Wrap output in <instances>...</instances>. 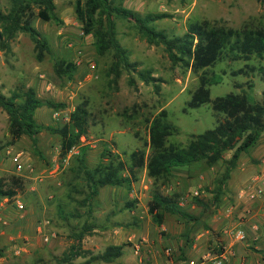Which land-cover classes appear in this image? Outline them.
Returning a JSON list of instances; mask_svg holds the SVG:
<instances>
[{"label": "rangeland", "instance_id": "obj_1", "mask_svg": "<svg viewBox=\"0 0 264 264\" xmlns=\"http://www.w3.org/2000/svg\"><path fill=\"white\" fill-rule=\"evenodd\" d=\"M54 3V19H32L48 46L42 60L36 59L34 44L25 32H18L11 41V52L4 54L0 50V91L9 95L13 90L32 87L38 98L62 103L64 106L57 109L43 105L34 113L38 123L55 128L66 124L69 113L85 101L89 111L87 130L79 143L64 154L62 138L49 130L40 131L36 143L22 135L10 144L7 115L0 108V180L5 188L15 191L12 197H0V264H56L74 242L73 233L85 222L95 227L82 239L85 257H76L75 263L101 254L108 245L122 244V255L112 262L89 264H191L190 260L193 264H216L214 256L207 253L220 249L221 241L219 231H211L209 222L218 225L227 218L229 207L239 200L235 195L249 189L251 184L245 180L254 175H243L246 166L237 160L219 200L213 202L216 179L233 150L226 151L213 164L202 160L175 167L165 179H154L141 169L130 186L100 187L84 203L88 192L82 175L75 173L76 157L80 146H84L86 166L93 168L110 160L128 164L134 150L148 153L149 123L161 110L177 128L167 142L185 146L192 135L214 128L223 118V114L212 109L215 97L245 92L251 100L264 102V59L252 56L249 60H233L224 52L206 69L207 74L221 77L219 83L209 85L210 101L190 108L187 102L198 87L202 70L194 72L180 62L173 65L162 44L148 43L131 19L116 18L117 38L129 50V59L138 62V69H151L162 81L156 91L153 84L144 83L135 72L124 70L116 85L110 83L107 69L111 54H98L93 36L83 34L75 18V0ZM123 5L141 15L167 14L155 25L169 36L183 34L193 21L206 20L234 30L264 25V0H124ZM8 6L9 0H0L2 10ZM58 59L74 64L71 76L54 72L53 64ZM239 68L247 73H234ZM130 77L135 85L129 84ZM248 83H252L251 88ZM263 151L253 145L240 156L258 152L260 157ZM15 156L19 157L21 168L16 167ZM256 167L261 180L252 181L253 187L264 190V163L259 162ZM234 182L237 189H233ZM154 191L174 196L181 210L200 215V221L192 223L163 212L162 223H157L148 212ZM128 202L133 205L124 208ZM72 212L78 215L70 216ZM235 227L240 226L229 229ZM242 228L245 238L237 240L231 235L233 241L242 243L253 236L249 227ZM201 229L210 230L211 239L204 246L203 255L191 256L189 249L195 238L191 232ZM246 245L254 252L259 250L250 242ZM225 261L224 257L222 264Z\"/></svg>", "mask_w": 264, "mask_h": 264}, {"label": "trees", "instance_id": "obj_2", "mask_svg": "<svg viewBox=\"0 0 264 264\" xmlns=\"http://www.w3.org/2000/svg\"><path fill=\"white\" fill-rule=\"evenodd\" d=\"M123 2L124 0H75V18L83 34L93 36L94 48L98 54H111V62L107 69L110 83L116 85L124 70L135 72L141 81L153 84L156 91L159 88L158 82L162 81L160 77L152 74L151 69H138V62L129 59V50L123 47L117 38L116 18L131 19L148 43L162 44L173 65L180 62L194 72L202 70L199 74L198 87L187 102L190 108L199 107L210 101L209 85L219 83L221 77L215 73L207 74L206 69L213 66L224 52L233 60H249L252 56L264 59V25L234 30L211 25L206 20L193 21L186 26L183 34L169 36L155 25L158 19L166 17L167 14L149 12L141 15L126 8ZM54 9V0H9L6 10L0 8V50L4 54L11 52V41L18 32H25L34 44L36 59L42 60L48 46L40 32L32 25V19L34 16L43 21L54 19ZM53 70L58 76H71L74 64L58 59L53 64ZM250 70H253V67H250ZM234 73L247 72L239 68ZM128 82L135 85L132 77ZM251 87L252 83H248V88ZM262 96L264 100V91ZM43 105L54 109L64 106L62 103L38 98L32 87L21 91L13 90L9 95H4L0 91V108L8 119V143L16 142L22 135L29 136L33 143H36V135L42 130H49L62 138L64 154L76 146L80 137L86 134L89 119L87 103L84 101L78 104L69 113L68 122L60 128L36 121L34 113ZM212 109L223 114V118L218 119L214 128L192 135L185 146L167 142V137L176 133L177 128L167 120L165 110H161L149 123V152L146 153L143 149L132 151L128 164L122 160H110L108 163L88 168L85 159L86 148L80 146L75 173L78 176L82 175L88 192L82 200L83 203L96 195L100 187L130 186L137 179V173L141 169H145L147 175L154 179H165L171 175L175 167L188 166L202 160L213 164L220 160L226 151L233 150L231 156L225 160L223 172L216 179L213 202H217L224 183L236 166L241 153L255 145L264 131V102L251 100L245 92L227 93L212 100ZM14 194L15 191L12 188H5L0 180V197H12ZM132 205L128 202L124 208H131ZM59 212L64 215L62 209H59ZM87 212L91 213V208H88ZM148 212L157 223H162L163 212L181 216L192 223L200 221V215L181 210L174 196L159 191L152 193L148 201ZM75 213L72 212L70 216L78 215ZM94 227V224L85 222L77 232H74V242L63 252L56 264H89L98 261L110 263L120 257L123 245L112 244L101 254L89 256L80 263L74 262L76 257H85L86 250L81 247V242ZM220 251L221 249L216 250L218 253Z\"/></svg>", "mask_w": 264, "mask_h": 264}, {"label": "crops", "instance_id": "obj_3", "mask_svg": "<svg viewBox=\"0 0 264 264\" xmlns=\"http://www.w3.org/2000/svg\"><path fill=\"white\" fill-rule=\"evenodd\" d=\"M255 145H257L260 150H264V133H262ZM238 160V163L242 162V165L246 166L245 170L243 171V175H246L248 172L254 174L253 176H258L260 171H255V169L257 168L256 166L259 165V162L264 163V154L258 157V152H253L250 156H240ZM238 165L239 164H237V166ZM238 167H240V165ZM248 178L245 180L247 184H251L249 185L248 190L256 192L254 199L249 201L246 197H239L238 192V195L235 196L239 197V200L235 206L229 207L228 212L226 213L227 218H223L218 225H213L211 222H209L211 231L216 230V233L219 231L221 241L220 252H223L224 257L226 258L225 264H264V190L260 189L259 187H253L254 184H252V178L250 180ZM233 189H237V183L235 182ZM249 207L252 209V215L250 218L248 216L245 220L244 211ZM231 226H243L244 228L249 227L250 230L248 232L252 233L251 235L253 236H249V233L248 236L250 238L247 237V239L242 243H237L236 241L232 240V236L230 234L224 233V230L227 228L229 229ZM210 230L201 229V231L198 232H191V235H195L194 244L189 249V254L191 256L193 255L198 257L200 254H204V246L211 239L209 236ZM249 242L251 245L258 246L259 250L257 252L251 250V248L247 246L249 244L246 245V243ZM191 261L192 260L189 262Z\"/></svg>", "mask_w": 264, "mask_h": 264}, {"label": "built area", "instance_id": "obj_4", "mask_svg": "<svg viewBox=\"0 0 264 264\" xmlns=\"http://www.w3.org/2000/svg\"><path fill=\"white\" fill-rule=\"evenodd\" d=\"M14 160L16 161V167L21 168V162L19 161V157L15 156ZM261 178L257 175L252 177V181H260ZM256 195V192L251 191V190H241L239 192V197H246L249 201H251L252 199H254ZM252 214V210L251 208H246L245 209V216L248 217ZM224 233H228L230 235H233L234 238H236L237 240H242L245 238V231L242 227H238L235 229H225ZM208 256L213 255L215 260H216V264H222L223 263V255L220 253H216L215 251L212 252H208L207 253ZM191 264H193V261L190 262Z\"/></svg>", "mask_w": 264, "mask_h": 264}]
</instances>
